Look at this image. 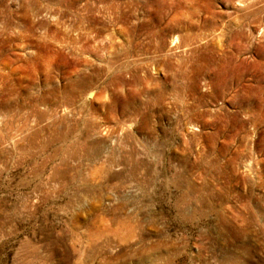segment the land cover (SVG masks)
Here are the masks:
<instances>
[{"label":"rangeland","instance_id":"1","mask_svg":"<svg viewBox=\"0 0 264 264\" xmlns=\"http://www.w3.org/2000/svg\"><path fill=\"white\" fill-rule=\"evenodd\" d=\"M0 264H264V0H0Z\"/></svg>","mask_w":264,"mask_h":264},{"label":"bare ground","instance_id":"2","mask_svg":"<svg viewBox=\"0 0 264 264\" xmlns=\"http://www.w3.org/2000/svg\"><path fill=\"white\" fill-rule=\"evenodd\" d=\"M239 249V248H238ZM237 257H239V256H237Z\"/></svg>","mask_w":264,"mask_h":264}]
</instances>
